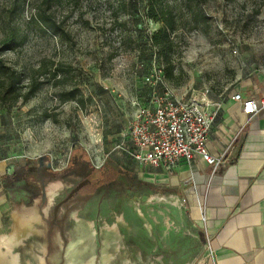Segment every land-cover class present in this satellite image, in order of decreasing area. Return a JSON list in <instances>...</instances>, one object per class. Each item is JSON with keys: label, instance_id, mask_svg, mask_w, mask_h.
Listing matches in <instances>:
<instances>
[{"label": "rangeland", "instance_id": "obj_1", "mask_svg": "<svg viewBox=\"0 0 264 264\" xmlns=\"http://www.w3.org/2000/svg\"><path fill=\"white\" fill-rule=\"evenodd\" d=\"M165 1L176 19L175 31L169 32V66L150 43L148 35L161 22L142 16L145 0H138L133 11L129 7L117 10V0H0V39L13 31L18 41L2 55L13 75L26 84L33 76H50L56 64L65 68L57 72L61 83H42L27 100L0 107L18 124L19 146L35 157L19 184V189L28 192L20 193L14 210L36 205L39 217L32 225L41 232L30 234L14 248L22 262L39 264L43 256L44 264H53L51 257L59 253L58 264H65L69 240L86 222L95 231L84 239L96 254L95 264L108 241L110 252L119 244L120 253L107 264H170L183 246L191 252L198 249L180 198L149 177L138 176L145 165L115 148L114 133L125 129L153 91H160L146 81L148 76H159L177 97L189 100L203 90L221 97L245 74L259 68L264 63V0ZM43 10L66 33L42 26L36 16ZM196 11L204 20H191ZM72 87L78 89L83 105L60 101L59 93ZM112 132L111 139L105 136ZM77 147V157L84 154L82 158L94 166L106 153L118 156L136 176L119 175L110 186L69 196L84 180V165L65 168ZM39 156L43 158L40 164ZM48 164L60 170L40 175L38 168ZM42 182L45 190L59 186L48 206L47 198L44 205L35 203ZM122 214L126 219L132 216L137 226L119 223L116 217ZM115 223L119 233H107L105 227Z\"/></svg>", "mask_w": 264, "mask_h": 264}, {"label": "crops", "instance_id": "obj_2", "mask_svg": "<svg viewBox=\"0 0 264 264\" xmlns=\"http://www.w3.org/2000/svg\"><path fill=\"white\" fill-rule=\"evenodd\" d=\"M236 92L256 101L264 98V63L223 96L210 97V106L218 105V110L205 147L219 159L217 165L196 154L190 161L181 157L170 171L145 164V171L137 173L180 198L189 228L198 238V249L191 252L183 246L170 264H264V108L258 115H244L241 103L231 99ZM17 125L12 114L0 111L1 234L12 227L20 193L28 192L19 189V184L35 159L19 146ZM123 130L114 133L117 143L123 139ZM112 134L105 136L111 139ZM125 143L131 146L129 140ZM56 170L60 168H38L39 173Z\"/></svg>", "mask_w": 264, "mask_h": 264}, {"label": "built area", "instance_id": "obj_3", "mask_svg": "<svg viewBox=\"0 0 264 264\" xmlns=\"http://www.w3.org/2000/svg\"><path fill=\"white\" fill-rule=\"evenodd\" d=\"M146 81L160 87V91H153L150 99L137 109L115 148L139 164L165 171L172 170L181 157L190 161L196 154L208 164L217 165L219 159L205 147L209 126L218 110V105L210 106L208 90L183 100L159 76H148ZM231 99L241 103L244 115H258L264 108V98L256 101L236 92Z\"/></svg>", "mask_w": 264, "mask_h": 264}, {"label": "trees", "instance_id": "obj_4", "mask_svg": "<svg viewBox=\"0 0 264 264\" xmlns=\"http://www.w3.org/2000/svg\"><path fill=\"white\" fill-rule=\"evenodd\" d=\"M117 10L124 11L128 7L131 10H137L138 0H117ZM146 4L143 9V15L145 18H150L154 21L161 22V26L148 35L150 43L153 46L158 47L163 60L170 65L169 56L167 52L170 49L169 32H174L175 26V14L171 6L165 0H145ZM202 16V17H201ZM37 21L44 27L52 29L56 32L66 33L63 28H60L59 22H57L50 13H46L45 10L38 13L36 16ZM191 20L197 22L198 20H204V16L200 12H193ZM18 43L16 35L13 31H9L5 36L0 39V107L6 103H16L19 99L22 101L27 100L42 83L50 82L52 84H58L62 82L63 78L57 77V72H64L65 68L60 64H56L51 70L50 76L44 74V76H33L26 84L20 82V77L13 75L9 65L4 61L2 55L5 51L12 49ZM56 69V70H54ZM170 69V67H169ZM42 75V74H41ZM170 77V74H167ZM78 89L72 87L66 91L59 93L60 101L75 100L83 105L82 96L78 95ZM80 148H73L72 155L65 168H70L74 164L85 166V172L83 178L87 180V183L83 187L86 192L98 191L102 188L115 183L119 175H124L131 179L136 176L135 172L125 166L120 160L112 155L107 154L102 163L98 166H94L89 160L77 157L80 154ZM40 174V173H39ZM15 179V172H14ZM41 175V174H40Z\"/></svg>", "mask_w": 264, "mask_h": 264}, {"label": "bare ground", "instance_id": "obj_5", "mask_svg": "<svg viewBox=\"0 0 264 264\" xmlns=\"http://www.w3.org/2000/svg\"><path fill=\"white\" fill-rule=\"evenodd\" d=\"M58 187L59 186L56 185L54 188L46 189L47 206L50 205L54 200V196L56 195ZM35 203H40L39 196L36 197ZM135 211L137 216L142 215V212L139 208L136 207ZM125 215L126 214L117 216V221L123 226H128L129 223L131 227H134L135 225L137 226V223L133 220L132 216L129 217V215H127L128 219H126ZM38 217L36 205H31L28 207L26 206L23 209H16L12 212V218L14 220L12 231L8 234H0V264H29L21 261L19 253L16 252L14 248L20 244H24V240L27 239L30 234L41 232L39 228L32 225V222L38 221ZM80 227L79 234L76 235V237L71 238L66 247V253L64 254L66 259L65 264H95L97 261L93 248L90 245L86 246L87 243H85L84 240L94 235V228L90 222L80 224ZM136 229L139 230L138 227ZM118 230L119 228L117 227L116 223L105 227V231L109 234H112L113 231L115 233H119ZM109 243L110 241L106 242V247L104 246L101 249L99 264H107L111 259L114 258V254L118 255L120 253L119 244H114V253L110 252L111 250L107 248L109 247ZM42 247L44 248V245ZM44 260L45 259L43 256H39L40 263L43 262L44 264ZM50 260L53 264H58L60 260L59 253H57L56 256L51 257Z\"/></svg>", "mask_w": 264, "mask_h": 264}, {"label": "flooded vegetation", "instance_id": "obj_6", "mask_svg": "<svg viewBox=\"0 0 264 264\" xmlns=\"http://www.w3.org/2000/svg\"><path fill=\"white\" fill-rule=\"evenodd\" d=\"M87 183V180L86 179H84L81 183H79L75 188H73V189H71L70 191H69V196H74V195H80V194H82V193H84V192H86L84 189H83V187L85 186V184ZM40 193H41V191H40ZM39 196V199H40V195H38ZM45 199H46V197L44 198V201L42 202V204L45 202ZM40 201H41V199H40ZM66 246V245H65ZM61 262V261H60Z\"/></svg>", "mask_w": 264, "mask_h": 264}, {"label": "water", "instance_id": "obj_7", "mask_svg": "<svg viewBox=\"0 0 264 264\" xmlns=\"http://www.w3.org/2000/svg\"><path fill=\"white\" fill-rule=\"evenodd\" d=\"M42 160H43L42 156H39L38 157V163L39 164L42 163ZM47 166H50V164H48ZM40 191H41V193H40V199H41V202H43L44 201V198L46 197V190H45V187H44L43 182L41 183Z\"/></svg>", "mask_w": 264, "mask_h": 264}]
</instances>
